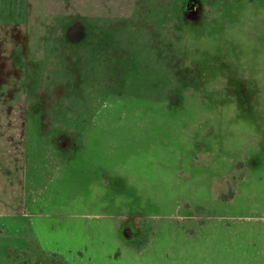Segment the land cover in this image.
<instances>
[{"label": "rangeland", "instance_id": "obj_1", "mask_svg": "<svg viewBox=\"0 0 264 264\" xmlns=\"http://www.w3.org/2000/svg\"><path fill=\"white\" fill-rule=\"evenodd\" d=\"M23 1L0 22L20 19ZM111 1L122 10L104 19L47 17L26 89L44 127L69 120L56 126L89 139L78 147L115 155L76 157L67 215L45 232L65 256L13 222L0 228V264H264V179L246 167L264 148V0ZM95 158L119 186L90 173ZM229 162V175L207 176Z\"/></svg>", "mask_w": 264, "mask_h": 264}, {"label": "crops", "instance_id": "obj_2", "mask_svg": "<svg viewBox=\"0 0 264 264\" xmlns=\"http://www.w3.org/2000/svg\"><path fill=\"white\" fill-rule=\"evenodd\" d=\"M121 1V0H116ZM23 17L19 21L0 22V228L5 232L11 223L21 226L22 233L28 225L40 246L50 252L66 255L67 246L61 236L48 238L45 232L60 228L61 220L67 215L64 206L70 201V178L79 155L106 158L115 155L112 149L83 148L89 139L78 145L71 138V131L54 120L44 127L43 106L38 103L36 114L28 112L30 101L26 89L28 65L41 60L45 55L46 19L52 13H65L83 17L104 18V14L122 10L123 3L115 5L111 0H24ZM112 3V4H111ZM118 3V2H117ZM132 6L134 1L131 0ZM245 5L246 18L251 19ZM130 17L127 13L115 14ZM234 20L241 21L239 11H234ZM233 58V56H232ZM232 81H235L234 62L231 59ZM242 75V74H239ZM237 79V77H236ZM181 100L179 105H182ZM98 114V113H97ZM94 118L97 119L98 115ZM52 126V127H51ZM60 127H63L61 129ZM264 140V132L260 135ZM73 141V142H72ZM77 146V147H76ZM252 150V149H251ZM232 160H235L233 158ZM102 159H93L90 173L100 172L104 185L109 178L119 186L110 173L109 165L101 164ZM225 161H231L225 160ZM247 171L251 177L260 170L259 179H264V148L251 151L247 160ZM208 177H224L236 170L235 162L211 165ZM259 169V170H258ZM251 171V172H250ZM205 172V171H203ZM74 178V176H73ZM210 180V178H208Z\"/></svg>", "mask_w": 264, "mask_h": 264}, {"label": "trees", "instance_id": "obj_3", "mask_svg": "<svg viewBox=\"0 0 264 264\" xmlns=\"http://www.w3.org/2000/svg\"><path fill=\"white\" fill-rule=\"evenodd\" d=\"M23 1V0H22ZM17 2V0H12V2H11V0H0V9H3V8H7V6H12L13 7V9L15 10V7L18 5V3H16ZM9 8V7H8ZM7 8V9H8ZM23 12V11H22ZM21 11H20V19H22V17H23V13H22ZM133 16V15H132ZM88 18H94V17H88ZM12 18H10V19H8V21L9 20H11ZM20 19H18V20H15V21H19ZM99 19H104V18H99ZM128 19V18H127ZM130 19V18H129ZM7 21V20H6ZM13 21V20H12ZM47 24V23H46ZM47 43H48V38H47V26H46V28H45V55L47 54ZM45 55H44V57H45ZM44 57L41 59V60H39V61H35L36 63H38V62H40V61H42L43 59H44ZM35 62H31V63H35ZM30 63V64H31ZM29 64V65H30ZM29 65H28V68H29ZM108 66H109V61L108 60H105L104 59V72H101L102 74H104V76L105 75H108L109 74V72H108ZM43 102V101H42ZM42 106H43V104H42ZM45 111V108H44V106H43V112ZM46 111H47V107H46ZM60 120H62V119H60ZM65 121V120H64ZM66 121H69V120H66Z\"/></svg>", "mask_w": 264, "mask_h": 264}, {"label": "water", "instance_id": "obj_4", "mask_svg": "<svg viewBox=\"0 0 264 264\" xmlns=\"http://www.w3.org/2000/svg\"><path fill=\"white\" fill-rule=\"evenodd\" d=\"M187 8L189 9L191 14H194V12H195L194 5H188Z\"/></svg>", "mask_w": 264, "mask_h": 264}]
</instances>
